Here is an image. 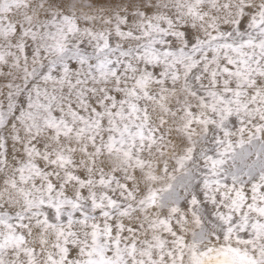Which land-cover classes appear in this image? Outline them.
<instances>
[{
	"label": "snow or ice",
	"instance_id": "6c2138e0",
	"mask_svg": "<svg viewBox=\"0 0 264 264\" xmlns=\"http://www.w3.org/2000/svg\"><path fill=\"white\" fill-rule=\"evenodd\" d=\"M0 264H264V0H0Z\"/></svg>",
	"mask_w": 264,
	"mask_h": 264
}]
</instances>
